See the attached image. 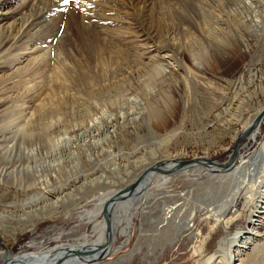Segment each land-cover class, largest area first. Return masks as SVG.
I'll return each instance as SVG.
<instances>
[{"label": "rangeland", "instance_id": "374dc122", "mask_svg": "<svg viewBox=\"0 0 264 264\" xmlns=\"http://www.w3.org/2000/svg\"><path fill=\"white\" fill-rule=\"evenodd\" d=\"M56 1L0 5V173L32 168L24 153L34 150L55 163L44 175L59 177V192L42 199L78 197L21 223L39 190L0 182V263L91 246L100 222L108 242V213L112 240L95 264H227L220 245L247 230L264 198V120L253 138L249 129L264 109V1L244 10L241 0ZM244 137L229 172L156 171L142 194L106 209L149 168L226 163ZM244 167L252 179L235 194ZM126 199L140 200L130 208ZM262 239L264 221L236 264ZM66 252L61 263L91 259Z\"/></svg>", "mask_w": 264, "mask_h": 264}, {"label": "bare ground", "instance_id": "6f19581e", "mask_svg": "<svg viewBox=\"0 0 264 264\" xmlns=\"http://www.w3.org/2000/svg\"><path fill=\"white\" fill-rule=\"evenodd\" d=\"M3 0H0V5H2ZM56 1V0H55ZM59 1V0H58ZM64 0H60V2H63ZM243 7L242 9H251L253 6L258 5V1L257 0H241ZM260 1V0H259ZM264 0H261V2H263ZM57 2V1H56ZM52 3V2H51ZM56 4V3H55ZM77 5V4H76ZM80 5V4H79ZM93 5V4H92ZM68 6V5H67ZM83 6V4H82ZM85 6V5H84ZM48 7V6H47ZM58 7V6H57ZM73 7V6H72ZM86 8H88L87 6H85ZM68 8V7H67ZM82 8V7H81ZM41 9V8H40ZM78 9V8H77ZM83 9V8H82ZM253 9V8H252ZM85 10V8L83 9ZM169 12V11H168ZM167 12V13H168ZM250 12V11H249ZM255 13V12H254ZM74 15V14H73ZM78 15V14H77ZM72 16V15H71ZM75 16V15H74ZM73 16V17H74ZM167 16V15H166ZM72 17V18H73ZM238 17V16H237ZM244 17V16H243ZM76 18V17H75ZM171 18V17H169ZM254 19L256 20L255 23H257L258 21H260V18L258 15H256L254 17ZM172 20V19H171ZM251 20V19H250ZM168 21V20H167ZM165 22V20H162V23ZM249 22V20H248ZM169 23V21H168ZM166 22L165 25H163V29L165 27H170L168 26V24ZM171 23V22H170ZM254 23V22H253ZM175 24V23H174ZM158 26V25H157ZM175 26V25H174ZM160 27V24H159ZM173 28V27H172ZM177 28V27H176ZM181 29V28H180ZM48 30V29H47ZM170 30V29H169ZM169 33V32H168ZM167 34V33H166ZM175 34V32H174ZM187 34V33H186ZM168 35V34H167ZM173 35V34H172ZM171 36V35H170ZM179 36V35H178ZM189 36V35H188ZM174 37V36H173ZM181 37V36H180ZM172 39V38H171ZM174 41H176L175 38H173ZM169 55H164L165 58H168ZM215 100H218V95H214ZM262 112V111H261ZM260 112V113H261ZM254 122L255 119L251 122L249 129H250V137H254L255 133L257 131V128L254 126ZM95 125V124H94ZM68 135V134H67ZM244 136H249L248 133H245ZM64 140L58 139L57 141V145L56 146H62L64 145ZM55 145V144H54ZM36 149V148H35ZM28 150V149H27ZM32 151V150H31ZM30 151V152H31ZM39 153V152H38ZM25 155H27V157H35V164L32 166V168H28V169H21V170H13V171H2L0 173V182H3L6 178L7 180H9V183L11 182V184L15 185L17 183H19V187L21 188H26V190L28 189H32V187L37 188L39 190V192L37 194H34L33 196H31L29 199H27L25 201V203L23 204V211L21 212V215L18 217L19 221L21 223H28L30 221H33L35 219H40V218H47L51 215H53L55 212H57L58 210H61V207H65L62 210H68L69 207L67 206H63L65 205L66 202L69 201H74L78 196L74 194H72V192L67 196H62L60 198L54 199V200H43L42 197L45 194H49L51 195L53 192L52 191H58V188L54 185V182L59 178L57 177L56 173L55 175H44V171L46 170V167H54L55 163L51 162V161H46V160H37L36 157L37 156V152H35L33 150L32 153H29L27 151H25L24 153ZM40 155V154H39ZM41 156V155H40ZM43 158V157H42ZM58 158V157H57ZM32 159V158H31ZM61 160V159H60ZM53 161V160H52ZM56 161V159H55ZM59 161V160H58ZM57 163V162H56ZM58 165V164H57ZM236 165V163L231 162L228 165V168H225L226 172H219L220 169L218 170V174H223V173H227L229 172L230 169H232L234 166ZM30 166V165H29ZM28 166V167H29ZM61 166V165H60ZM158 165H155L151 168H149L145 174L139 179V182L135 183L132 186H129L128 188L124 189V190H120L117 193H115L112 197L111 200H116V204H118V201L121 199L120 194L122 193H126V196L124 197H129V199L133 198L134 196H138L140 194L143 193V190L141 189L142 186H144V182L151 176L155 175L157 172L156 171H161L164 174H168L167 169L169 170V166L164 167L163 169L161 168L160 170H157ZM48 167V168H49ZM58 167V166H57ZM21 168V167H20ZM27 168V167H26ZM32 169V170H31ZM54 169V168H53ZM216 168H213L211 170H215ZM48 170V169H47ZM50 171V170H49ZM222 171V170H221ZM53 172V171H52ZM59 172V171H58ZM57 172V173H58ZM61 172V171H60ZM212 172V171H211ZM217 172V171H216ZM250 172L249 169L247 167H244L240 172L239 171H235V175L237 176L235 178V180L237 179V186L235 187V194L238 193L241 189L242 184H244V182L248 181L250 178L252 179V176L250 177ZM215 173V172H214ZM6 174H8L6 176ZM54 174V173H53ZM62 174V173H61ZM252 174V173H251ZM60 175V174H59ZM234 175V174H233ZM93 180V179H92ZM92 180H90L92 182ZM87 181V180H86ZM98 181V180H97ZM15 182V183H14ZM93 183V182H92ZM5 184V183H4ZM68 186H70L69 184H67ZM90 185V184H89ZM88 185V186H89ZM94 185V184H93ZM59 192V191H58ZM128 192V193H127ZM31 193V192H30ZM61 194V193H60ZM48 195V196H49ZM62 195V194H61ZM232 195V194H231ZM123 198V197H122ZM126 199V201H129L128 205L130 206V208H132L136 203H138V199H134V200H129ZM260 211L258 212V217L256 219H254L253 222H256L255 224L252 225L251 227V231L250 234H244L243 232H238L230 241L229 244L225 241L222 242V244L219 247V251L218 254L219 255H223L226 258L227 264H236L237 261V256L239 253H242L244 250H246L249 245L255 240L256 238V234H257V228L258 226L264 221V198ZM67 200V201H66ZM110 200V201H111ZM42 201V202H39ZM229 203V206H233L234 205V201L233 198H231V196L229 197V199L227 200ZM39 203L40 207H35V208H31L32 203L34 205V203ZM76 202V201H75ZM115 203L110 207V211L113 209V206L115 207L116 205ZM62 205V206H60ZM70 206V205H69ZM2 216H5L6 218H13V216H6L5 214ZM14 219V218H13ZM97 226H99V228L97 230H101V233L99 235V241H96V243L93 242L92 246H89V248H98L95 249L94 252H83L81 254H75L74 250H71L67 253H70V255H81L83 256V258H91L89 259V262H86L84 264H95L96 262H98L100 259H104V255L107 252V250L109 251V247H108V242H107V238H105V226L103 223H99ZM123 233L127 234L128 231L126 228H124ZM107 243V244H106ZM105 246V247H104ZM103 249L104 252L102 251L101 253H97L98 250ZM51 251L47 252V255H43V256H39V257H22L19 259H14L11 262H9V264H55L56 261L53 262L52 261H48L49 259L48 254ZM90 257H89V256ZM67 257V256H66ZM82 258V257H81ZM65 260V259H64ZM62 259V262H65ZM80 263V258L78 257H74V259H69L68 262L66 263H60V264H79ZM59 264V263H58Z\"/></svg>", "mask_w": 264, "mask_h": 264}, {"label": "water", "instance_id": "95a60500", "mask_svg": "<svg viewBox=\"0 0 264 264\" xmlns=\"http://www.w3.org/2000/svg\"><path fill=\"white\" fill-rule=\"evenodd\" d=\"M264 120V109L262 110V112L256 117V119H255V122H254V126L258 129L259 128V125L261 124V122ZM259 130V129H258ZM246 137V136H245ZM245 137L243 138V139H240L239 140V142L236 144V146H235V149H234V153H233V155H232V157L228 160V162H226V163H218V162H216L215 160H209V159H205V158H196V159H194V160H192V161H180V162H177V163H175L174 164V162L173 163H167V162H164V163H161L160 165H158L156 168H157V170H160L161 168L163 169L164 167H167L168 168V166L170 167L169 168V170L167 169V172L169 173V174H173V173H175V172H177V171H182L183 169H185V168H192V167H198V166H202L205 170H207V171H209V169H208V166H214L216 169L215 170H211L212 171V173H218V169H220V173L221 172H226L225 171V168H228V165L230 164V162L235 158V155H236V151H237V149H238V147L241 145V143L244 141V139H245ZM222 170V171H221ZM217 171V172H216ZM128 193V192H127ZM120 195H122L121 196V198L122 197H124V196H126V193H122V194H120ZM121 200V199H120ZM116 204V200H111L109 203H108V205H107V207H106V209L107 210H109L110 209V207L113 205V204ZM111 216H112V214L111 215H109L108 213H107V219H106V221H107V226H108V228H109V236H108V243L112 240V232H111V222H110V220H111ZM253 222H250L249 224H248V227H247V230L246 231H243V233L244 234H250V230H251V227H252V224ZM90 245H87V246H83V245H78V246H76V247H74V248H67V246H56L55 248H53V250L48 254V261H52V260H58L55 264H58V263H61L62 262V260L61 259H63L64 260V254L63 253H65L66 252V250H74L75 251V254H81V253H85V252H91V251H89L88 250V247H89ZM92 246V245H91ZM95 249H98V248H95ZM95 249H93V250H95ZM103 251V249H100V250H98V252L97 253H101ZM1 264V263H0Z\"/></svg>", "mask_w": 264, "mask_h": 264}, {"label": "crops", "instance_id": "0c3cea01", "mask_svg": "<svg viewBox=\"0 0 264 264\" xmlns=\"http://www.w3.org/2000/svg\"><path fill=\"white\" fill-rule=\"evenodd\" d=\"M245 264H264V239L256 241L245 257Z\"/></svg>", "mask_w": 264, "mask_h": 264}, {"label": "snow or ice", "instance_id": "6c2138e0", "mask_svg": "<svg viewBox=\"0 0 264 264\" xmlns=\"http://www.w3.org/2000/svg\"><path fill=\"white\" fill-rule=\"evenodd\" d=\"M68 2V0H65V3H67Z\"/></svg>", "mask_w": 264, "mask_h": 264}, {"label": "built area", "instance_id": "2783aa9c", "mask_svg": "<svg viewBox=\"0 0 264 264\" xmlns=\"http://www.w3.org/2000/svg\"><path fill=\"white\" fill-rule=\"evenodd\" d=\"M253 215H255V212H254V214Z\"/></svg>", "mask_w": 264, "mask_h": 264}]
</instances>
